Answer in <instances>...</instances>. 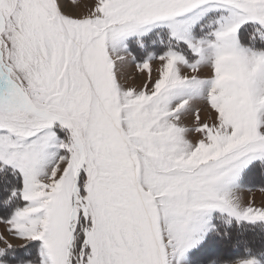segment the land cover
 I'll return each mask as SVG.
<instances>
[{"label":"snow or ice","instance_id":"6c2138e0","mask_svg":"<svg viewBox=\"0 0 264 264\" xmlns=\"http://www.w3.org/2000/svg\"><path fill=\"white\" fill-rule=\"evenodd\" d=\"M264 0H0V264H264Z\"/></svg>","mask_w":264,"mask_h":264},{"label":"rangeland","instance_id":"374dc122","mask_svg":"<svg viewBox=\"0 0 264 264\" xmlns=\"http://www.w3.org/2000/svg\"><path fill=\"white\" fill-rule=\"evenodd\" d=\"M252 196L254 197L255 203L257 205H259L261 202V199L264 198V194H261L259 191L252 193Z\"/></svg>","mask_w":264,"mask_h":264}]
</instances>
